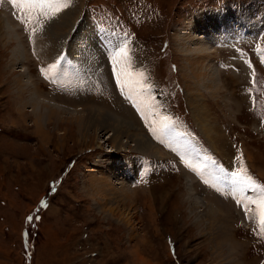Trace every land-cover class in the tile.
I'll return each instance as SVG.
<instances>
[{
    "label": "rangeland",
    "instance_id": "1",
    "mask_svg": "<svg viewBox=\"0 0 264 264\" xmlns=\"http://www.w3.org/2000/svg\"><path fill=\"white\" fill-rule=\"evenodd\" d=\"M31 1L33 4L26 0L14 4L8 0L11 18L0 6V264H261L264 232L256 238L241 225L239 212L246 208L250 196L233 183L231 173L236 172L245 182H264V66L257 59L258 51L264 50V40L251 42L253 52L247 46L240 52L248 64L254 65L250 79L248 70L244 71L238 62L226 65L232 60L231 51L214 45L208 50L205 62L210 58L211 73L218 83L213 93L205 90L208 76L203 79L195 74L194 54L188 55L186 50L194 49L190 48L195 43L192 35H200L191 23L197 11L230 2L237 8H252L257 14L264 11L263 0H152L161 10L159 19L135 29L146 42L140 63L154 60L156 81L150 80L153 85L145 90L148 102L158 114L169 111L167 107L172 104L184 115L175 119L174 110H170L166 119L161 114L157 118L161 130L168 133V120L173 130L178 127L175 132L183 137L181 140L191 145L188 150L192 147L196 151L182 136L184 131L192 135L196 146L206 151L205 161H213L217 169L207 167L205 174L210 172L215 177L216 172L221 182L229 177L232 186L229 184L225 191L233 195L232 199L212 191L210 178L199 185L201 181L193 179L198 170L182 155L168 154L165 147L157 146L158 141L154 146L161 157L156 158L133 150L131 142L125 147L116 146L109 138V127H104L118 126L122 131L130 121L145 134L140 124L145 120L136 117L118 98L109 79L111 72L97 71L101 58L90 67L94 77L104 75L100 83L105 95L85 93L84 97H75L81 93L66 94L59 87L49 89L45 82L51 77L39 74L37 66L53 63L65 45L67 55L74 60L73 48L79 41L74 36L81 24L72 28L76 30L73 33L71 30L66 34V30L70 28L69 21L75 17L76 23L79 18L82 0ZM124 1L128 2L124 10L128 8L130 12H141L144 5L150 12H158L153 4L149 9V2L144 0ZM29 5L45 9H38L42 15H36L27 8ZM4 15L18 25L11 22L21 41L3 31ZM56 15L61 18L54 19ZM22 19L26 24L20 27ZM50 19L55 21L59 38L56 42L53 37L37 34V23L47 24ZM82 19L93 26L85 17L79 22ZM261 28L264 29V20ZM22 32L32 39V46ZM108 39L106 52L123 42L113 34ZM83 49L87 52L86 46ZM190 62L195 64L189 66ZM173 63L174 73L169 70ZM133 68L135 75L144 73L142 67ZM148 72L151 75V65ZM164 75L180 83V88L171 91L172 97L163 85L167 82ZM71 78L69 73L68 80ZM187 93L204 103L207 137L194 120ZM251 105L255 108L250 109ZM85 109L91 112L86 117L93 122L81 130L79 123L84 118L74 113ZM152 128L149 132L157 134V128ZM169 150L173 152L174 148ZM133 155L138 164L143 163L141 173ZM191 159L198 167L197 158L193 155ZM129 161L133 163L125 170ZM110 166L115 170L107 172ZM188 179L192 189L186 185ZM243 184L239 185L244 187ZM194 193L207 200L209 206L212 203L214 210L202 215L201 207L190 205L188 197Z\"/></svg>",
    "mask_w": 264,
    "mask_h": 264
},
{
    "label": "bare ground",
    "instance_id": "2",
    "mask_svg": "<svg viewBox=\"0 0 264 264\" xmlns=\"http://www.w3.org/2000/svg\"><path fill=\"white\" fill-rule=\"evenodd\" d=\"M10 1V0H9ZM28 2V4H30L32 1L31 0H26ZM43 1V0H41ZM70 1V0H68ZM21 3V2H20ZM43 3V2H42ZM60 3V2H59ZM11 4V3H10ZM33 4V3H31ZM21 5V4H20ZM19 5V6H20ZM73 5V4H72ZM18 6V8H19ZM24 7V5H22ZM50 7V6H49ZM22 8V7H21ZM27 8H32L30 10H34V14L36 15H42V10L41 12L38 11V9H45V8H38V7H33V6H30L27 7ZM62 8V7H61ZM237 8V7H236ZM236 8L234 7H227L226 10H221V11H218V12H212L210 10H206V9H202L200 11H197L196 13H194L192 16H193V20L191 21L192 23V27L196 30V33H199L201 35V40H199L198 38H200V35H192L194 38H192V41H194V46L191 45L190 48H193L194 49H188L186 50V53L189 55L190 53L191 54H194L193 58L195 59V63L197 64L194 65L196 67V72L195 74H198L199 76H202L203 79L205 76H208V79H207V82L205 80V90L208 91L209 89V93H213V88H214V85L216 86L217 88V79L215 80L214 78V72L211 73V69L213 68L212 67V64L209 63V59H207V61L205 62V56L208 55V50L214 45L216 46L218 49L219 48H222L221 46H224V47H228L230 48L229 46L232 45L233 42L235 41H238V40H241V41H245L251 37H253L255 34H257V32L260 30L261 28V25L263 24V20H264V11L263 12H259L257 14H255V11L253 12L251 9L249 8H243V9H239L237 10ZM63 9V8H62ZM70 10H72L70 7H69ZM21 10V9H19ZM23 10V9H22ZM21 10V12H22ZM237 10V11H236ZM13 11V10H12ZM28 11V10H27ZM45 12V11H44ZM71 12V11H70ZM24 13V12H23ZM31 13V12H30ZM28 14V13H27ZM33 14V12L31 13ZM66 13H64L65 15ZM44 15V14H43ZM63 15V14H61ZM75 15V14H74ZM5 16V15H4ZM21 16V15H20ZM58 16V15H56ZM29 17V16H28ZM2 18V17H1ZM58 18H61L60 16L54 18V19H58ZM73 18V16H72ZM63 21V20H62ZM13 24H16L15 21H11ZM9 20H8V17L5 16V18H2V24H3V31L7 32V34H10L12 35V37L14 36L17 40V38L19 37L18 35V32H17V28L16 26H18L16 24L15 28L13 26V24L11 23ZM35 22V21H34ZM37 22V21H36ZM61 22V21H59ZM65 22V21H63ZM19 23V22H18ZM21 24L20 27H23L24 24H26V22L24 23L23 22V19L22 21H20ZM55 21L53 20H48L47 21V24H42V23H37V29L39 30L38 31V35L40 36H45V37H48V38H51L54 42H56L57 39V34L55 32V29L54 27L56 26L55 24ZM68 24V23H67ZM69 24H70V28L68 30H66V34L68 32H70L72 30V28L75 26H77L78 24L75 23V17L69 21ZM80 25V28H79V32H77V34H75L74 36V39L79 37L78 33H82V34H85L86 35V30H85V26L87 24V27H90L88 26V23L86 22V20L82 19L80 22H79ZM59 25V24H58ZM79 27V25H78ZM66 28V27H65ZM14 29L16 31H14ZM35 29V28H34ZM262 29V28H261ZM31 30V29H30ZM63 30V28H62ZM85 30V31H84ZM25 31H28V30H25ZM57 31V30H56ZM76 31V30H75ZM199 31V32H198ZM85 32V33H84ZM32 33V32H31ZM64 35V34H63ZM62 35V36H63ZM60 36V35H59ZM65 37V35L63 36ZM39 38V37H38ZM188 38V37H187ZM43 39V38H42ZM113 39V38H112ZM62 42H63V39H61ZM17 41H21V40H17ZM35 41H37V39L35 38ZM73 41V39H72ZM76 41V40H75ZM48 43V41H47ZM70 43V42H69ZM19 44V43H18ZM60 46V45H59ZM76 46V45H75ZM20 47V46H19ZM54 47V46H53ZM40 48V47H39ZM46 48V47H45ZM48 48V47H47ZM50 48V46H49ZM184 48V47H183ZM44 49V48H43ZM57 49V48H56ZM61 49V47H60ZM17 50V49H16ZM38 52V51H37ZM46 52V51H45ZM52 52V51H51ZM55 52V51H54ZM59 52V51H58ZM40 53V52H39ZM48 53V51H47ZM74 53V52H73ZM71 55V54H70ZM14 56V55H13ZM72 56V55H71ZM70 56V57H71ZM193 61V60H192ZM189 62V61H188ZM194 63V62H193ZM192 62L188 63L189 66H191L193 64ZM194 63V64H195ZM238 64L241 65V67H243L244 71L247 72L248 68L247 66L245 65V63L243 62L242 59H240L238 61ZM193 66V65H192ZM192 67H190L191 69ZM210 68V69H209ZM230 68V67H229ZM188 74V73H187ZM196 75V76H198ZM213 75V76H212ZM201 77V78H202ZM203 81V80H202ZM214 83V84H213ZM186 99H187V103L191 106V110H192V114L194 116V120L196 121V123L200 126L202 132H203V135L205 137H207L206 133L208 132L207 129H206V126H204L205 122H204V111L205 109L203 108L204 106V103L201 101V99L199 97H197L196 95H190L189 93H187V96H186ZM44 105V104H43ZM47 105V104H46ZM195 105H196V108H195ZM201 105V107H200ZM51 106V105H50ZM34 107H35V104H34ZM47 107V106H45ZM44 108V107H43ZM50 109V108H49ZM53 109V108H52ZM48 110V109H47ZM54 110V109H53ZM86 110V109H85ZM78 111V112H75L74 114L78 115V116H81L82 118L84 119H81L80 121V127H81V130H85L86 128H88V124H89V117H86V115L88 113H91V112H88V110L86 111ZM56 111V110H55ZM34 112V110H33ZM50 112H52L50 110ZM94 113V112H93ZM99 113V112H98ZM53 114V112H52ZM50 114V115H52ZM49 115V116H50ZM124 115V114H123ZM46 116V115H44ZM96 116V115H95ZM192 116V117H193ZM39 117V116H38ZM85 117H86V120H85ZM50 118V117H49ZM39 119V118H38ZM46 119V118H45ZM115 119V118H114ZM41 120V119H40ZM67 120V119H66ZM75 120V119H74ZM106 119H104L103 121H105ZM37 121V120H36ZM51 121V120H50ZM78 121V120H77ZM100 123V125H102V122ZM116 121H119L116 119ZM47 122V121H46ZM90 122H93V121H90ZM45 123V122H44ZM77 124V123H76ZM93 124V123H92ZM97 124V123H96ZM115 124V123H114ZM126 124L128 128H125V129H121L122 131L119 130L118 126H112V125H108L107 127H104V128H108L110 129V136L109 138H111L113 141H115V144L117 147H125V144L128 143V142H131V146L133 148V150L135 151H139L143 154H146V155H149V156H152V157H161V154L160 152L157 150L156 146H154V143L151 142V140H149L148 137H146L145 134H143L138 127H135L133 125V122H130V121H126ZM41 125V124H40ZM99 125V126H100ZM107 125V124H106ZM79 127V128H80ZM91 128H95L94 125H91ZM152 128V127H151ZM130 129V131L128 130ZM135 129V131L133 130ZM154 130V128H152ZM180 130V129H179ZM206 131V132H205ZM211 131V130H210ZM93 132V131H92ZM180 133L182 134V131H180ZM82 134V133H80ZM182 136H184V138L186 139L187 137V140L189 142H191L192 146H194L196 148V142L193 140V138L189 137L187 134H182ZM87 137V136H86ZM210 136H208L207 139H209ZM84 138V137H83ZM183 138V137H182ZM181 138V139H182ZM79 139V138H78ZM195 145H194V144ZM113 144V143H112ZM191 146V145H190ZM215 147V146H214ZM115 148V147H114ZM194 149L191 147V150ZM111 151V149L109 150ZM191 155V154H190ZM193 155L189 156L190 158L192 157ZM130 161L128 163L125 164V170H127L128 168H130L131 166V162L130 164ZM111 164V163H110ZM130 166V167H129ZM209 168V167H208ZM210 169V168H209ZM113 170H115L114 168H107L106 171L107 172H112ZM210 170H213V169H210ZM207 178H210V181H211V184L215 183V181H217V179L211 175L210 172H208V176L206 175ZM209 180V179H208ZM213 180V181H212ZM189 181V184L186 183L187 186H189L191 188V182L190 180L188 179ZM218 182H221L220 180ZM230 186H232V184H230ZM192 189V188H191ZM238 190V189H237ZM218 200V199H217ZM188 201L190 202V205L194 206L195 204L198 205V207H201L202 211H203V214L202 215H207V213H209V211H213L214 207L212 208L211 206L213 205L212 203H210V206H209V202L207 200L203 201L201 199V197H199V195H197L196 193L194 194H189V197H188ZM207 201V202H206ZM212 204V205H211ZM208 209H207V208ZM198 209V208H197ZM196 210V209H195ZM200 215V214H199ZM201 217V216H200ZM208 218V217H207ZM212 218V217H211ZM215 220V219H214ZM214 222V221H213ZM224 230V229H223Z\"/></svg>",
    "mask_w": 264,
    "mask_h": 264
},
{
    "label": "snow or ice",
    "instance_id": "3",
    "mask_svg": "<svg viewBox=\"0 0 264 264\" xmlns=\"http://www.w3.org/2000/svg\"><path fill=\"white\" fill-rule=\"evenodd\" d=\"M13 3L14 4L17 3V0H13ZM120 51L122 52L123 51V48H121ZM117 83L119 84L120 81L117 80ZM231 176L233 178V183L234 184H243L245 182L244 179L241 178L236 172L231 173ZM248 179L250 180L251 178L248 177ZM246 186L251 187L252 185L251 184H248ZM29 219H31V217Z\"/></svg>",
    "mask_w": 264,
    "mask_h": 264
},
{
    "label": "trees",
    "instance_id": "4",
    "mask_svg": "<svg viewBox=\"0 0 264 264\" xmlns=\"http://www.w3.org/2000/svg\"><path fill=\"white\" fill-rule=\"evenodd\" d=\"M29 250V249H28Z\"/></svg>",
    "mask_w": 264,
    "mask_h": 264
}]
</instances>
